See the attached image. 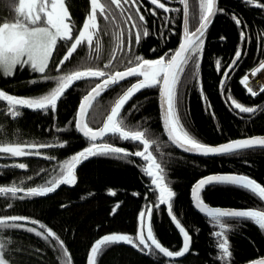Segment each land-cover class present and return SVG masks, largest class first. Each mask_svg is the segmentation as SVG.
Returning <instances> with one entry per match:
<instances>
[{
    "label": "trees",
    "instance_id": "16d2710c",
    "mask_svg": "<svg viewBox=\"0 0 264 264\" xmlns=\"http://www.w3.org/2000/svg\"><path fill=\"white\" fill-rule=\"evenodd\" d=\"M159 1L170 10L159 9L149 0H137L136 6L132 0L128 3L121 0L120 6L110 0H99L98 3L104 5V12L101 13L99 8L96 10L97 28L92 43L85 40L57 70V64L68 54L71 42L91 11V0H64L73 40L58 39L45 74L34 72L29 65L17 66L12 75L0 74V89L13 96L37 99L56 87L54 77L75 70L91 68L110 74L136 65L137 56L156 59L165 53L172 54L180 40L182 4L179 0ZM200 1L188 0L191 30L196 28L202 15ZM10 5L11 0H0V24L13 18L15 12ZM140 15H144L143 21ZM233 16L241 21L239 26ZM146 28L150 35L136 43V34H142ZM241 32L244 33L243 39ZM200 39L204 41L202 50L187 64L182 63L183 71L177 72L175 111L183 130L209 145L264 135V91H261L264 72L252 75L264 60V0H252L251 3L248 0H217L214 19ZM237 50L242 56L225 84L221 85L225 70ZM217 61H220V70ZM45 75L49 79H43ZM245 75L249 77L246 87H251L257 95L250 94L241 84ZM98 80L76 82L58 100L55 111L50 108H15L6 100H0V144L37 146L32 148L36 153L23 157L0 154V187L15 186L27 190L50 186L52 181L60 178V165L93 142L122 148L127 153L144 151L142 142L121 139L119 134L108 133L101 140L91 141L77 131L75 116L79 100ZM135 80L136 77L126 79L99 96L88 112V126L96 128L101 125L116 98ZM158 91L159 87L153 86L135 94L120 112L117 122L125 131L144 133V139L150 141L145 156L149 152L153 155L163 168L164 183L175 193L169 203L173 214L189 233L190 251L171 260L151 245L144 248L121 242L108 246L98 257L97 264H242L264 255V229L259 224L249 219L220 218L224 225L221 228L211 218L198 213L190 198L193 183L212 173L247 175L264 186V148L211 157L189 156L179 151L165 138ZM229 96L242 106L255 108V111L240 112L234 108ZM10 108L19 115L12 116ZM61 144L64 146L60 147ZM21 163L26 167L13 166ZM148 163L144 157L132 154L95 155L77 166L76 183L72 186L61 184L47 195L23 199L20 198L24 196L23 192H18L16 197L0 194V217L27 218L7 221L23 227L0 226V244L3 245L0 255L5 264H87L92 244L104 235L135 237L139 213L149 205L155 208L151 220L154 237L162 246L178 251L182 246L181 237L166 212V206L156 207L159 205L157 189L143 171ZM201 197L211 206L264 210L263 200L234 185L207 186ZM117 205L118 210L113 214ZM41 224L44 229L40 228ZM29 228L42 235L28 231ZM46 230H51L59 239H46ZM217 232H223L228 240L231 254L228 258H219L221 250L217 245L221 237L214 235ZM65 249L67 257L63 254Z\"/></svg>",
    "mask_w": 264,
    "mask_h": 264
},
{
    "label": "snow or ice",
    "instance_id": "6c2138e0",
    "mask_svg": "<svg viewBox=\"0 0 264 264\" xmlns=\"http://www.w3.org/2000/svg\"><path fill=\"white\" fill-rule=\"evenodd\" d=\"M112 4L120 6L121 0H110ZM128 3L129 0H124ZM184 4V14L187 16L188 4L187 0H180ZM249 3L252 0H248ZM133 6H136L137 0H132ZM153 5H156L159 9L169 11L166 8L165 3H160L159 0H151ZM216 0H201L200 7L202 15L200 18V27L196 33H187L186 40L180 44L179 49L174 55L171 53H165L156 60L143 59L142 57H135L136 67H128L126 71H116L113 75L108 76L107 79H103L102 83H97L92 90L83 97L79 111L75 119V127L83 133L86 138L93 141L97 140L98 137H104L107 133L119 134V138L125 140H132L135 142H142L144 151H136L135 153H127L124 149L113 147L109 144H95L93 143L90 147L85 148L81 152L76 153L70 159L60 165L61 175L59 179L51 182V186H42L29 188L27 190L18 189L15 186L11 187H0V194H11L12 197H16L18 192H23L24 197L30 196H43L54 192L61 184L74 185L76 183L75 170L79 164L84 160L95 156V155H110L115 153H123L124 155H135L136 157H144L149 162L148 167L144 168V173L151 178V184L155 185L159 189V205L156 207L167 204L168 214L175 226L179 229V232L183 236V247L179 251H171L166 247H163L161 243L154 237L151 228V220L154 215L155 208L149 205L146 209L139 213V228L135 237L125 234H108L97 239L91 246L90 252L87 256V264H97L98 257L103 251L110 245L116 243H127L134 247L143 246L144 248H150L154 246L159 253L168 258L180 257L190 251V236L189 233L181 226L177 217L173 214V208L169 201L174 197L175 193L164 183L163 168L159 163L156 162L153 155L149 152L145 156V152L150 147V141L144 139V133L140 131H125L121 126V123L117 122V116L120 113L123 106L134 96V94L144 88L159 87L160 95L163 98L162 108L164 109V121L165 129L167 131L169 140L177 147L183 148L186 152L196 153L199 155H228L235 154L241 150L251 149L254 147H264V137H252L247 139L232 140L227 143H223L219 146H209L199 142L197 139L191 137L186 131L183 130V126L180 125L179 117L176 115L175 107L178 102V95L175 89L176 81L178 79L176 72L183 71L180 65L187 64L189 59L195 56L202 50L204 41L200 37L204 34V29L211 22V17L216 14ZM15 12V22L8 23L4 22L0 24V70L5 75H12V69L16 66L24 67L29 65L34 72L45 74L46 69L49 65V60L52 58L54 50L57 47L58 39L63 41L71 42L72 26L65 21L69 19V13L65 7L64 0H19V5L16 6V0H11V5ZM92 15L90 16L91 23L86 19L83 28L79 30V34L74 37V42H71V47L68 49V54L60 60L57 64V70L70 59L72 53L77 49L78 45H81L85 40L88 44L93 41V34L88 32L89 28L96 29V9L99 8L103 13L104 5L99 4L98 0H91ZM223 11V10H220ZM137 14H139V7L136 8ZM155 14V13H153ZM140 20L143 21L145 17L139 16ZM132 19V17H129ZM233 20L239 26L241 21L233 16ZM54 30V31H53ZM150 33L145 29L142 34H136L135 42L139 43L142 37L149 36ZM241 38H244V33L241 32ZM98 46V42H97ZM154 51V50H153ZM185 53L189 55L185 57ZM171 55V59L166 58ZM242 56V52L237 50L235 59L231 64L228 65L225 70V79L221 81V85L225 84L226 78L230 75V72L235 69L236 64ZM218 70H220V61H217ZM196 67H199L197 60ZM264 72V64L259 69H256L252 75L255 76L257 73ZM106 74L104 71L93 70L91 68L85 71H73L67 75H61L54 77L57 81V85L47 95L41 96L37 99H25L17 98L12 95H8L3 91H0V100H6L11 106H25L34 110H49L55 111L57 108V102L59 99L66 94V91L74 85L76 81L102 78ZM143 76V80L139 83L133 84L127 89L126 92L115 102L114 107L111 108V114L107 116L104 125L99 130H93L87 123H82L80 117L87 113L88 106L92 99L98 96L103 89H107L113 84L119 83L120 81L134 77ZM43 79H49L46 75ZM248 75H245L241 80V84L247 86ZM34 83L36 81H33ZM162 82V83H161ZM248 92L253 96L257 95L256 92L248 87ZM264 91V88L261 89ZM231 100L232 105L235 109H239L242 113H252L255 109L250 107L242 106L240 103L228 97ZM12 116L19 115L18 111L9 109ZM179 129V131H178ZM49 145H39V147H47ZM63 147L64 144L59 145ZM34 148L36 145H21V144H9L0 147V154H10L12 157H23L29 155L26 148ZM21 169L25 168L24 164L13 165ZM211 184H229L241 187L252 194L264 199V186H261L255 180L249 178L247 175H235V174H224V175H210L199 180L192 188V199L195 203V207L201 212L205 213L207 217L220 225L221 228L224 225L221 223L220 218L222 217H237L250 219L253 222L259 224L264 229V211L255 210H225L220 208H211L204 203L201 199L200 193L202 190ZM119 205L113 208V214L118 210ZM145 213H147L148 222L145 223ZM22 221L27 220L25 217H0V226L3 227H23L21 224H9L7 221ZM36 223V221H32ZM41 229H44V225H40ZM145 229L147 235L145 236ZM30 232H36L37 235H42L41 232L36 231L34 228L27 229ZM47 236L55 237V234L51 230H46ZM214 235L221 237L218 243V248L221 250L220 259L230 257L229 244L227 238L223 232L214 233ZM57 240L58 237H55ZM3 245L0 244V248ZM60 247L63 248V242L60 241ZM64 256L67 257V250H64ZM0 264H5L2 255H0ZM253 264H264V260L254 261Z\"/></svg>",
    "mask_w": 264,
    "mask_h": 264
},
{
    "label": "water",
    "instance_id": "95a60500",
    "mask_svg": "<svg viewBox=\"0 0 264 264\" xmlns=\"http://www.w3.org/2000/svg\"><path fill=\"white\" fill-rule=\"evenodd\" d=\"M187 4H188V1H187ZM216 9H217V0H216ZM182 9H183V19H182V27H181V33H180V40H179V44H178V46L176 47V49L174 50V52L171 54V55H174L175 54V52L179 49V47H180V44L182 43V42H184L185 40H186V31H187V33H196L197 32V29L200 27V22H199V24L197 25V27L195 28V29H193V30H189V28H188V12H187V16H185V14H184V4H182ZM214 16H215V14L211 17V22H212V20L214 19ZM210 22V23H211ZM210 23L208 24V26L210 25ZM208 26L204 29V32L206 31V29L208 28ZM185 56L187 55V53H185L184 54ZM156 59H159V58H156ZM156 59H149V60H156ZM168 59H171V56L168 58ZM167 59V60H168ZM235 59V56H234V58L232 59V61ZM232 61L230 62V64L232 63ZM131 67H136V65H134V66H131ZM85 70H87V69H84V70H78V71H85ZM93 70H96V69H93ZM127 70V68L126 69H123V70H116V71H126ZM227 70V69H226ZM116 71H114L113 73H110V74H106L104 77H102V78H98L99 80L91 87V88H89V90L85 93V94H83V96L80 98V100H79V103H78V106H77V111H76V115H77V113H78V111H79V106H80V103H81V101H82V99H83V97L85 96V95H87L91 90H92V88H94L95 87V85L97 84V83H102V80L103 79H107L108 78V76H110V75H113ZM178 72V71H177ZM177 72H176V74H177ZM223 76H225V75H223ZM134 77H136V80L135 81H133L119 96H118V98H116V100L113 102V104L111 105V107H110V109H109V111L107 112V114H106V116H105V119H104V121L102 122V124L101 125H99V126H97L96 128H93V130H99L100 128H102L103 127V125H104V122L106 121V119H107V116L108 115H110L111 114V108L112 107H114V105H115V102L120 98V96H122L123 94H124V92H126L127 91V89L129 88V87H131L133 84H137V83H139V81L140 80H143V76H139V75H137V76H134ZM134 77H130V78H134ZM92 79H95V78H92ZM126 79H129V78H126ZM126 79H124V80H126ZM223 79H224V77H223ZM124 80H122V81H124ZM81 81V80H80ZM122 81H120V82H122ZM76 82H78V81H76ZM75 82V83H76ZM119 82V83H120ZM74 83V84H75ZM162 83V82H161ZM116 84H118V83H116ZM116 84H113L112 86H114V85H116ZM112 86H110V87H112ZM110 87H108L107 89H103V90H101V92H100V94L98 95V96H95L93 99H92V101H91V103H90V105L88 106V109H87V113L86 114H84V115H82L81 117H80V119H81V121H82V123H87V115H88V112H89V110H90V108H91V106L93 105V103L96 101V99L99 97V96H101L102 94H104ZM259 87H261V86H259ZM141 91V90H140ZM139 92V91H138ZM138 92H136L135 94H137ZM134 94V95H135ZM128 103V102H127ZM126 103V104H127ZM158 103H159V114H160V120H161V125H162V129H163V132H164V135H165V138L167 139V141L170 143V144H172L176 149H178L179 151H181V152H183V153H185V154H187V155H189V156H202V157H211V156H220V155H207V156H205V155H199V154H196V153H189V152H186L183 148H181V147H177L175 144H173L170 140H169V137H168V134H167V131H166V129H165V121H164V109L162 108V104H163V98L161 97V95H160V89H159V91H158ZM125 104V105H126ZM124 105V106H125ZM124 106H123V108H124ZM20 107H23V108H28V107H25V106H20ZM122 108V109H123ZM30 109V108H29ZM122 109H121V111H122ZM253 109H255V108H253ZM120 111V112H121ZM120 114V113H119ZM119 114H118V116H119ZM118 116H117V118H118ZM75 119H76V116H75ZM90 127V126H89ZM92 128V127H91ZM77 129V128H76ZM77 131L83 136V137H85L84 135H83V133L82 132H80L78 129H77ZM178 131H179V129H178ZM108 134V133H107ZM107 134H105V136L107 135ZM104 136V137H105ZM104 137H98L97 138V140H95V141H98V140H101V139H103ZM252 137H264V135H253V136H248V137H242V138H237V139H247V138H252ZM86 138V137H85ZM87 139H89V138H87ZM237 139H233V140H237ZM89 140H91V139H89ZM91 141H93V140H91ZM229 141H232V140H229ZM229 141H226V142H222V143H219V144H206V145H209V146H219V145H221V144H223V143H227V142H229ZM254 148H264V147H254ZM148 165H149V163L146 165V167H148ZM76 171V170H75ZM224 174H235V173H212V174H208V175H205V176H202V177H200L198 180H196L194 183H193V185L191 186V189H190V198H191V203H192V206H193V208L198 212V213H200L201 215H203L204 217H207L206 216V214L205 213H203V212H201L198 208H196L195 207V203H194V201H193V199H192V188H193V186L199 181V180H201V179H203L204 177H207V176H210V175H224ZM235 175H242V174H235ZM76 176V175H75ZM250 178V177H249ZM252 179V178H251ZM254 180V179H253ZM257 182V181H256ZM258 183V182H257ZM211 185H213V184H211ZM69 186H72V185H69ZM208 186H210V185H208ZM235 186V185H234ZM156 187V186H155ZM207 187V186H206ZM205 187V188H206ZM204 188V189H205ZM156 189H157V192H158V201H159V196H160V193H159V189L156 187ZM203 189V190H204ZM202 190V191H203ZM200 195H201V193H200ZM258 197V196H257ZM201 199L203 200V198L201 197ZM261 199V198H260ZM261 200H263L264 201V199H261ZM204 201V200H203ZM159 203V202H158ZM204 203L206 204V205H208L209 207H211V208H220V209H225V210H237V211H243V210H255V211H263V210H258V209H253V208H230V207H216V206H211L210 204H208V203H206L205 201H204ZM165 206H166V212H167V214H168V205L167 204H165ZM168 216H169V214H168ZM169 218L171 219V217L169 216ZM207 218H209V217H207ZM222 218H233V219H244V218H237V217H222ZM250 220V219H249ZM171 221H172V219H171ZM148 222V219H147V213H146V216H145V223H147ZM172 223H173V225L175 226V223L172 221ZM258 224V223H257ZM139 223H138V228H139ZM182 226V225H181ZM183 227V226H182ZM175 228H176V230L178 231V233H179V235H180V237H181V240H182V246H181V248L183 247V236H182V234L179 232V229L175 226ZM137 231H138V229H137ZM145 236L147 235V230L145 229ZM124 243V242H123ZM150 245H151V242L149 241L148 242ZM154 247V246H153ZM164 247V246H163ZM180 248V249H181ZM179 249V250H180ZM178 250V251H179ZM158 251V250H157ZM159 252V251H158ZM175 252V251H174ZM161 254V253H160ZM163 255V254H162ZM185 255V254H184ZM183 255V256H184ZM165 257V256H164ZM182 256H180V257H173V258H168V257H165V258H167V259H171V260H176V259H179V258H181ZM260 260H264V255H262V256H260V257H258V258H255V259H252V260H249V261H247V262H244V263H242V264H253V262L254 261H260Z\"/></svg>",
    "mask_w": 264,
    "mask_h": 264
},
{
    "label": "rangeland",
    "instance_id": "374dc122",
    "mask_svg": "<svg viewBox=\"0 0 264 264\" xmlns=\"http://www.w3.org/2000/svg\"><path fill=\"white\" fill-rule=\"evenodd\" d=\"M179 1H180V0H179ZM98 2H99V0H98ZM99 4H100V3H99ZM181 4H182V3H181ZM18 5H19V0L17 1V5H16V6H18ZM11 10H12V12L14 13L12 7H11ZM96 10H97V9H96ZM15 15H16V14L14 13L13 18H12L11 20H9V21H6V22H8V23H13V22H15V19H14V18H15ZM91 15H92V6H91V11H90V13H89V15H88V17H87V19L89 20V23H91V20L89 19ZM188 18H189V16H188ZM200 18H201V17H200ZM65 22H66V23H69V22H68V19H67ZM188 22H189V19H188ZM199 22H200V19L198 20L197 23L199 24ZM3 23H4V22H3ZM96 24H97V22H96ZM188 27H189V24H188ZM194 28H195V27H194ZM189 29H190V28H189ZM95 30H96V29L89 28L87 31L90 32V33H92V34H94ZM190 30H191V29H190ZM53 31H54V30H53ZM262 64H264V60H262L261 63H259V65H258L259 68L261 67ZM16 67H17V66H16ZM16 67H15V68H16ZM15 68L12 69V72L15 70ZM259 68H258V69H259ZM75 71H78V70H75ZM0 74H4L2 70H0ZM243 78H244V77H243ZM243 78H242V79H243ZM245 87H246V86H245ZM246 88H247V87H246ZM261 88H262V87H261ZM247 89H248V88H247ZM0 91H3V90L0 89ZM258 91H259V90H258ZM3 92H4V91H3ZM5 93H6V92H5ZM6 94H7V93H6ZM8 95H11V94H8ZM12 96H13V95H12ZM15 97H17V98H25V99H32V98H29V97H28V98H27V97H20V96H15ZM14 107L16 108V107H19V106L17 105V106H14ZM92 144H93V143L87 145L86 147H84L83 149L79 150L78 152H81V151L84 150L85 148L90 147ZM6 145H9V144H0V147L6 146ZM21 145H30V144H21ZM26 151L29 152V153H36L35 151H33V149H32L31 147L26 148ZM78 152H76V153H78ZM76 153H74L73 155H75ZM9 155H10V154H9ZM73 155H72V156H73ZM72 156H71V157H72ZM71 157H70V159H71ZM70 159H69L68 161H70ZM47 186H49V185H47ZM50 186H51V185H50ZM41 187H42V186H41ZM34 188H35V187H34Z\"/></svg>",
    "mask_w": 264,
    "mask_h": 264
},
{
    "label": "bare ground",
    "instance_id": "6f19581e",
    "mask_svg": "<svg viewBox=\"0 0 264 264\" xmlns=\"http://www.w3.org/2000/svg\"><path fill=\"white\" fill-rule=\"evenodd\" d=\"M188 1V0H187ZM102 2V1H101ZM201 2V1H200ZM126 6V5H125ZM124 6V7H125ZM152 6V5H151ZM138 7V6H137ZM173 7V6H172ZM122 8V7H121ZM106 9V8H105ZM132 9V8H131ZM173 9V8H172ZM171 9V10H172ZM122 11H123V9H121ZM155 10V9H154ZM190 11V10H189ZM104 12V11H103ZM105 14V13H104ZM111 14V13H110ZM190 14V13H189ZM112 15V14H111ZM124 16H126V15H124ZM144 16V15H143ZM125 19H127L126 17H125ZM154 19V18H153ZM170 19V18H169ZM189 19V18H188ZM128 21V20H127ZM117 23V22H116ZM135 23V22H134ZM173 23V22H172ZM188 24H189V22H188ZM192 25V24H191ZM198 25V24H197ZM130 26V25H129ZM121 27V26H120ZM197 27V26H196ZM189 28V27H188ZM144 29V28H143ZM147 29V28H146ZM190 30V29H189ZM193 30V29H192ZM191 31V30H190ZM131 32V31H130ZM154 32V31H153ZM123 39V38H122ZM119 40V39H118ZM95 41V40H94ZM118 42V41H117ZM166 43V42H165ZM137 45V44H136ZM79 46V45H78ZM178 46V45H177ZM131 47V46H130ZM116 48V47H115ZM152 48V47H151ZM174 50V49H173ZM150 52V51H149ZM171 56V55H170ZM93 66V65H92ZM124 83V82H123ZM94 143V142H93ZM147 156V155H146ZM67 160V159H66ZM42 185V184H41Z\"/></svg>",
    "mask_w": 264,
    "mask_h": 264
},
{
    "label": "flooded vegetation",
    "instance_id": "af4514ba",
    "mask_svg": "<svg viewBox=\"0 0 264 264\" xmlns=\"http://www.w3.org/2000/svg\"><path fill=\"white\" fill-rule=\"evenodd\" d=\"M151 2V0H149ZM160 2V1H159ZM161 3V2H160ZM157 7V6H156Z\"/></svg>",
    "mask_w": 264,
    "mask_h": 264
}]
</instances>
